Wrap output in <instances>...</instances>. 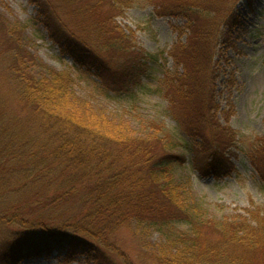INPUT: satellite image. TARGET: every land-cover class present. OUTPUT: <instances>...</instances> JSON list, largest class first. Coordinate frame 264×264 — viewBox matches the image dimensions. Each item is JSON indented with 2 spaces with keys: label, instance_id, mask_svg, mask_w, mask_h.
Masks as SVG:
<instances>
[{
  "label": "rangeland",
  "instance_id": "374dc122",
  "mask_svg": "<svg viewBox=\"0 0 264 264\" xmlns=\"http://www.w3.org/2000/svg\"><path fill=\"white\" fill-rule=\"evenodd\" d=\"M169 2L132 0L126 7L128 3L122 0H0V127L6 126L17 135L47 136L37 113L30 108L32 105L17 93L21 67L32 58L41 64L30 70L37 78L45 76L47 69L71 75V112L85 120L91 118L94 123H107L108 133L120 128L128 138L143 140L155 136L154 149L158 155L163 153L161 149L158 153V147L167 138L163 132L150 129L149 124H162L172 136L171 144H178L176 151L186 156L172 177L187 187L184 190L191 200L188 205L201 204V223L191 231L186 220L179 221L178 212L176 215L171 212L176 216L172 229L178 234L173 238L147 221L133 222L106 242L105 264H158L161 248L170 239H180L178 236L191 239V235L209 246L220 238L215 224L234 221L256 208L264 214V0L234 1L228 7L230 10L215 21L222 32L212 52L215 83L211 122L217 128L201 138L188 133L189 126L196 123L189 119L188 110L196 111L199 116L203 95L194 92L189 97L191 100L185 97L184 101L190 100L188 110L184 106L181 110L179 106L173 111L170 108V79L177 71L183 72L182 67L176 68L170 51L179 43L187 44L190 32L183 16L166 15L163 13L166 10L155 8ZM104 27L108 28L113 42L104 43L106 38L95 40V34ZM56 28V34H62L63 39L67 36L64 40L52 36ZM81 40L88 43L94 54L99 50L101 62L97 64L90 57L75 60L72 47ZM122 41L130 47V52L152 55L148 60L142 59L145 65L141 79L129 89L123 86L118 69L125 57L116 53ZM198 65L201 66L200 62ZM178 118L184 128L180 127ZM202 143L215 145L214 155L207 162L205 158L212 149L201 152L195 163L191 148L200 152ZM10 226L0 235V251L6 244L38 243L19 233V226ZM8 230L14 236L7 235ZM179 247L173 245L174 249ZM5 252L2 261L10 258ZM66 252V248L52 253L45 251L20 264H62ZM69 259L66 264H96L92 256L79 251ZM257 264H264L262 257Z\"/></svg>",
  "mask_w": 264,
  "mask_h": 264
},
{
  "label": "trees",
  "instance_id": "16d2710c",
  "mask_svg": "<svg viewBox=\"0 0 264 264\" xmlns=\"http://www.w3.org/2000/svg\"><path fill=\"white\" fill-rule=\"evenodd\" d=\"M131 1L122 0V3H128L126 7H129ZM234 1L237 0H170L167 6L155 5L159 10H166H161L166 15H181L187 20L190 32L187 44L179 43L170 51L176 68L182 67L183 72L177 71L170 79L168 96L173 111L175 106L188 110L187 103L194 92L203 95L201 114L197 116L196 111L188 110L189 119L196 122L187 127L192 137L201 138L217 128L211 122L215 83L212 52L222 32L215 21L230 10L228 7ZM197 6L200 8L196 9ZM56 29L52 36L58 41L60 37L64 40L67 36L63 39L62 34H56ZM99 32L95 34L96 41L103 38L107 44L114 41L108 28ZM66 40L70 43L69 38ZM130 51L123 41L116 50L117 54H125L118 69L127 88L136 86L141 79L145 65L142 59L152 57ZM72 56L76 61L90 57L96 59L93 61L97 64L102 60L99 50L94 54L84 40L74 42ZM35 66L41 64L31 58L21 67L17 93L25 98V103L32 105L30 108L37 113L40 127L47 136L17 135L6 126L0 127V235L9 225L19 226V233L38 243L32 246L6 244L0 251V264H20L45 251L52 253L65 248L62 264L69 263V257L76 251L92 256L96 264H105L106 242L133 222L147 221L148 225L159 227L173 238L178 234L172 229L176 216L171 212L175 215L178 212L179 221L186 220L191 231L201 223V204L188 205L191 200L184 190L187 187L172 177L176 166L184 164L186 156L176 151L177 143L171 144L172 136L164 125L155 122L148 125L150 129L163 132L168 139L158 147V153L161 149L164 154L158 155L154 149L155 136L143 140L128 138L120 128L108 133L107 123H94L91 118L85 120L75 111L71 112V75L47 69L45 76L37 78L30 71ZM13 68L19 70L16 66ZM99 72L97 69V74ZM185 97L190 100L184 101ZM178 119L180 127L184 128L183 121ZM133 142L134 145H129ZM202 146L200 152L191 148L195 163L201 152L208 153L212 149L205 158L207 162L214 155L215 145L202 143ZM235 219L214 225L219 229L220 238L209 246L191 235V239L182 236L170 239L161 248L158 264H257L261 257L264 261V214L256 208ZM6 234L14 236L11 230ZM46 241L49 243L44 246ZM173 245L180 247L174 249ZM4 251L10 258L2 261Z\"/></svg>",
  "mask_w": 264,
  "mask_h": 264
}]
</instances>
